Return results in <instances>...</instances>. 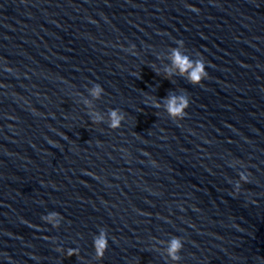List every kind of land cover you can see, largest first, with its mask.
<instances>
[{
    "label": "water",
    "instance_id": "obj_1",
    "mask_svg": "<svg viewBox=\"0 0 264 264\" xmlns=\"http://www.w3.org/2000/svg\"><path fill=\"white\" fill-rule=\"evenodd\" d=\"M0 264H264V0H0Z\"/></svg>",
    "mask_w": 264,
    "mask_h": 264
},
{
    "label": "clouds",
    "instance_id": "obj_2",
    "mask_svg": "<svg viewBox=\"0 0 264 264\" xmlns=\"http://www.w3.org/2000/svg\"><path fill=\"white\" fill-rule=\"evenodd\" d=\"M194 8V7H193ZM173 60L175 62V56H173ZM201 64H204V61L201 59L199 61ZM8 71H11V69H7ZM197 72H199V69H197ZM197 75L196 72L192 73V77H190V79H192L193 77H195ZM201 77L204 78L207 76V72L206 70L202 73H200ZM194 83H198L200 81H196L193 79ZM101 91V89L99 88V86H96V88L94 89V95H98L99 92ZM169 103L172 105V113H176L178 114L181 118H183V116L186 114L184 112L181 111V108L176 106L177 105V101L173 98L169 99ZM185 107H187V105H185ZM171 114V113H170ZM113 119H119L120 117H118L115 113V111L113 112ZM112 125H110L111 127ZM241 179H247V176L244 173H241ZM51 215H58V214H51ZM45 219H48L49 217H44ZM104 235L107 236L106 231L104 232ZM93 246L94 247H106L104 240H100L99 242H97L94 238L93 240ZM182 247V242L179 238H174L171 242H170V254L172 255V258L174 260H179L180 256L178 255L179 249ZM74 252H76L78 254V250H74V249H70L68 251V255H72Z\"/></svg>",
    "mask_w": 264,
    "mask_h": 264
}]
</instances>
